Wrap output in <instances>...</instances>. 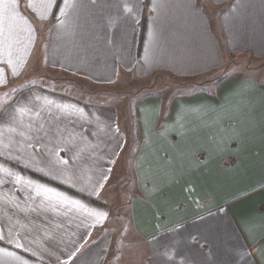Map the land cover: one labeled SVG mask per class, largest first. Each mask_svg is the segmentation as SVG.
<instances>
[{"label":"crops","instance_id":"crops-1","mask_svg":"<svg viewBox=\"0 0 264 264\" xmlns=\"http://www.w3.org/2000/svg\"><path fill=\"white\" fill-rule=\"evenodd\" d=\"M203 1L0 0V264H113L103 193L132 136L116 106L32 83L42 42L51 80L207 84L134 104L142 264H264V81L221 77L264 62V0Z\"/></svg>","mask_w":264,"mask_h":264},{"label":"rangeland","instance_id":"rangeland-1","mask_svg":"<svg viewBox=\"0 0 264 264\" xmlns=\"http://www.w3.org/2000/svg\"><path fill=\"white\" fill-rule=\"evenodd\" d=\"M45 35H43V41L46 39ZM45 50V44L43 42L39 43V52L37 51L33 66L30 67V74L33 73L32 83L75 95L91 103H106L116 106L124 127L128 129V133L132 136L128 140L127 147L119 156V162L116 164L103 197L106 200L109 199L113 206V226L117 227L113 230L109 229L113 233L111 263L142 264L145 261L143 259L144 256H149V251L145 246V242L133 233L129 212L130 200L137 197V195H141L139 180L133 166V161L137 157L141 144V136L137 132L133 114L134 104L139 99L142 100L155 93H160L168 99L170 96L189 94L198 89H207L209 86L207 84H193L187 81L182 82L169 75H156L142 80L131 75L121 74L115 83L108 85L93 84L66 75H60L59 73H55L53 80H51L52 78H47L51 73L45 67ZM230 62L224 72L221 73V77L226 75L229 77L245 75L264 81V62L251 60L246 57H233ZM46 79L49 80L47 81ZM25 85L27 83L23 86ZM10 93L11 91L6 97H10ZM132 142L137 146H131ZM184 182L187 183L186 180ZM174 201L175 196L169 194L166 203L165 200L163 202V207L177 204Z\"/></svg>","mask_w":264,"mask_h":264},{"label":"trees","instance_id":"trees-1","mask_svg":"<svg viewBox=\"0 0 264 264\" xmlns=\"http://www.w3.org/2000/svg\"><path fill=\"white\" fill-rule=\"evenodd\" d=\"M201 6H202V5H201ZM202 7H203V6H202ZM203 9H204V8H203ZM224 80H225V78L222 79V80H219L218 83H217V85L220 84V83H221L222 81H224ZM150 96H152V95H149V96H147V97H150ZM169 106H170V105L167 106V112H166L165 115H169V112H170Z\"/></svg>","mask_w":264,"mask_h":264}]
</instances>
